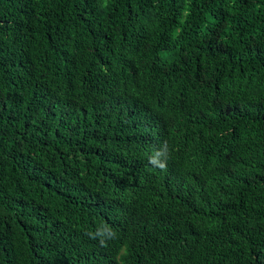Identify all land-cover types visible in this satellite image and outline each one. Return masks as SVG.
Listing matches in <instances>:
<instances>
[{"label": "trees", "instance_id": "trees-1", "mask_svg": "<svg viewBox=\"0 0 264 264\" xmlns=\"http://www.w3.org/2000/svg\"><path fill=\"white\" fill-rule=\"evenodd\" d=\"M0 264H264V0H0Z\"/></svg>", "mask_w": 264, "mask_h": 264}]
</instances>
